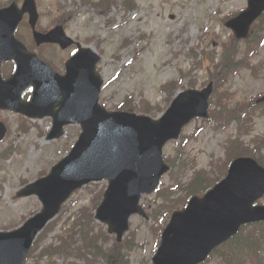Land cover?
<instances>
[{
	"label": "rangeland",
	"instance_id": "1",
	"mask_svg": "<svg viewBox=\"0 0 264 264\" xmlns=\"http://www.w3.org/2000/svg\"><path fill=\"white\" fill-rule=\"evenodd\" d=\"M9 1L0 0V5ZM22 1L18 0V3L21 5ZM36 2L40 27L48 28L63 20L69 35L101 55L98 70L105 84L100 101L110 110L126 106L138 113L147 110L145 114L157 117L177 92L188 88L202 89L209 82H215L216 91L212 96L214 113L224 112L226 116L230 115V119L215 123L214 120L197 118L185 127L183 138L165 146L164 155L170 158L175 172L163 177L161 190L175 186L172 189L174 197L180 199L185 195L194 172H203L204 178H217L227 166L229 150L253 156L261 163L264 161V105L254 107L253 103L264 95V44L260 47L257 42L250 45L237 42L233 49L234 33L226 26L229 18L247 8L248 0ZM263 30L264 21L252 34L254 39L261 36ZM17 32L27 44L32 42L27 26L20 25ZM253 47L258 53L248 59L251 61L248 67L239 69L240 62L246 59L248 50ZM234 50L238 51L235 53ZM42 52L60 64L61 58L69 55L71 50L61 53L45 48ZM227 52L240 64L223 73L217 83L216 74L220 72L222 56ZM10 66L7 64L5 68ZM225 78L228 81L220 85ZM241 112L246 118L244 126L240 127L234 117ZM0 118L10 128L6 138L0 142V230H10L41 208L37 197L19 198L17 192L29 181L47 174L73 146L80 127L69 128L66 135L57 141H47L45 130L51 125L48 118L35 124L25 122V130L19 128V116L11 112L0 111ZM106 186L107 182L103 181L76 191L41 236L26 264H106L104 249L101 255L88 250L84 252L88 244L82 246L78 236L80 229L74 225L81 213L85 216L82 223H94L95 219L89 216L93 199ZM145 201L151 206V202L157 203L160 199L152 194L144 197L142 204ZM164 203L166 201L163 200ZM259 203L264 205V197ZM150 223L140 215L131 217L129 234L125 237L133 243L132 249L126 250V264H152L160 233H155ZM91 230L94 233L92 243L102 244L104 248L113 243L115 235L106 233L107 225L95 221ZM244 231L253 233L254 228ZM102 234L108 235L110 244L109 241L102 243ZM78 244L80 253L86 258L64 255L74 252ZM235 259L230 264L238 262ZM205 264H224V259L217 253Z\"/></svg>",
	"mask_w": 264,
	"mask_h": 264
},
{
	"label": "water",
	"instance_id": "2",
	"mask_svg": "<svg viewBox=\"0 0 264 264\" xmlns=\"http://www.w3.org/2000/svg\"><path fill=\"white\" fill-rule=\"evenodd\" d=\"M264 12V0H249L248 8L227 26L238 38L249 34L252 23ZM25 13L38 44L56 42L63 48L72 44L62 26L48 33L36 30L39 18L35 0L16 1L0 9V107H11L33 117H53L47 139L64 134V126L77 123L82 133L70 154L50 174L27 185L19 197L37 194L42 210L11 232H0V264H24L36 235L55 217L64 201L91 181L109 180L96 218L109 224L120 240L134 213L147 217L140 198L152 193L169 169L163 147L180 136L183 127L196 117H209L211 82L202 90L180 92L158 119L125 111H108L99 104L103 79L96 70L100 56L81 48L67 63V74L59 75L29 52L16 39L15 30ZM14 60L16 73L1 76L4 61ZM34 86L30 102L21 92ZM264 101V97L259 100ZM6 128L0 124V139ZM264 167L254 158L238 157L227 176L204 196H194L187 207L176 211L162 234L153 257L154 264H199L219 245L235 235L242 225L264 221Z\"/></svg>",
	"mask_w": 264,
	"mask_h": 264
},
{
	"label": "trees",
	"instance_id": "3",
	"mask_svg": "<svg viewBox=\"0 0 264 264\" xmlns=\"http://www.w3.org/2000/svg\"><path fill=\"white\" fill-rule=\"evenodd\" d=\"M261 24L262 23L255 24V26L252 28V31H255L259 27V25H261ZM263 32H264V30L262 31V36L257 35V36H255L256 37L255 39H254V36H252L248 40V45H250L253 42H257L258 44H261L264 41ZM236 45H237L236 40H234V42H231V48L234 49L236 47ZM255 50H256L255 47H253L252 49H249L248 51H255ZM234 51L236 53L238 50H234ZM234 60L235 59L233 57L230 58L228 56V52L223 56L222 63L220 65V67H221L220 72L216 74V81H218L217 83H219V80L222 78L223 73H228L229 70H231V68H233V67L235 68L236 66H239L240 63L242 64L241 66H243L244 64H247V62H248L247 57H246V59H244L242 61L240 60L241 61L240 63L237 62L236 60L235 61ZM235 72H236V70L233 71V73H235ZM226 81H228V79H226V78L221 80L220 85L225 83ZM220 85H218V87ZM254 107H251V108H254ZM214 112L215 111L213 110L211 113V118L218 123L220 122V120L223 121V120L227 119V121H228L230 119L229 114H228V116H226V113H224V112H220V113H214ZM245 118H246V116L243 114V112H241L240 115L234 117V120L237 121L236 124H238L241 127V126H244ZM255 151L257 152V151H259V149H256ZM255 151H253V152L255 153ZM241 154H238L234 150H229L228 151V157H227L228 158L227 159V165L230 163V161L235 156L241 155ZM262 163L264 164V161H262ZM224 173H225V171L222 172L219 176H217V178L211 177L209 179V178L203 177V172H197L195 174V176L193 177L189 186L186 188V190L188 192L187 198L190 197L191 195H194V194H202L204 191L209 189L214 183H216L218 180H220L221 177L224 175ZM173 193H174V191H172L169 188H167L166 191H161V197L163 198L164 201H166V203L162 204V202H161V204H159L157 207H155V209L152 211V216H153L155 222L158 223V229H161V224H163L162 222L165 221L170 216L172 210L175 209L176 207H178V204L180 202H182L181 200L172 199L171 197H172ZM84 225H85V227H88L89 222H87ZM83 232H84V230H83ZM263 232H264V223H259L254 227L253 233L248 234L247 232H245V233L242 232L241 234L236 236L234 239H232L227 244V249L223 253H220L224 259V264H230L231 262H233V260H232L233 258H236L235 260L238 261L235 264H246L249 261H253L259 254L258 247L260 244V239H264V237L262 235V234H264ZM84 243L86 245L88 244L86 249L89 252H98V253L103 252L101 247L93 246L91 244L92 239L89 237V233L88 234L86 233V236L84 238ZM96 245H98V244H96ZM114 250H115V252H114ZM105 259L109 263L112 262L113 259H115L118 264H125L126 263L125 262V256L121 253L120 248H118V247L116 249H109V252L106 253Z\"/></svg>",
	"mask_w": 264,
	"mask_h": 264
},
{
	"label": "flooded vegetation",
	"instance_id": "4",
	"mask_svg": "<svg viewBox=\"0 0 264 264\" xmlns=\"http://www.w3.org/2000/svg\"><path fill=\"white\" fill-rule=\"evenodd\" d=\"M66 62V61H65ZM65 62L62 60V58H61V60H60V64H58L57 62V64L58 65H61V67H62V69L64 70V68H65ZM64 63V64H63Z\"/></svg>",
	"mask_w": 264,
	"mask_h": 264
}]
</instances>
